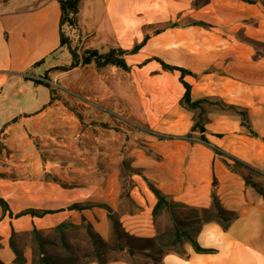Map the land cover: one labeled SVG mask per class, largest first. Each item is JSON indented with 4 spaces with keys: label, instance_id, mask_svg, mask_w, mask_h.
<instances>
[{
    "label": "crops",
    "instance_id": "crops-1",
    "mask_svg": "<svg viewBox=\"0 0 264 264\" xmlns=\"http://www.w3.org/2000/svg\"><path fill=\"white\" fill-rule=\"evenodd\" d=\"M59 20L57 0H0V262L35 264L74 226L107 240L113 217L164 243L158 264H264V0H79ZM60 33L126 68L70 67Z\"/></svg>",
    "mask_w": 264,
    "mask_h": 264
},
{
    "label": "rangeland",
    "instance_id": "rangeland-1",
    "mask_svg": "<svg viewBox=\"0 0 264 264\" xmlns=\"http://www.w3.org/2000/svg\"><path fill=\"white\" fill-rule=\"evenodd\" d=\"M61 29L63 33L67 29H71L70 25L63 24ZM76 50V46H74ZM79 54L82 53L78 52ZM245 173H250L244 170ZM253 174V173H252ZM190 217L194 213L188 212ZM200 219L208 218L210 215L197 214ZM68 235L60 245H51L47 241L43 242V247H37V254L43 252V257L38 255L35 257V264H88L90 260L97 259L100 262H108L119 258L128 260L131 264H157V258L163 248L164 243L144 242L140 243L130 237H126L121 231L115 233V236L104 240L103 242H94L87 234V231L81 226H74L68 229ZM47 239H53V236L48 234ZM161 241V240H159ZM126 248V251H123ZM147 249L150 252H146Z\"/></svg>",
    "mask_w": 264,
    "mask_h": 264
},
{
    "label": "trees",
    "instance_id": "trees-1",
    "mask_svg": "<svg viewBox=\"0 0 264 264\" xmlns=\"http://www.w3.org/2000/svg\"><path fill=\"white\" fill-rule=\"evenodd\" d=\"M59 3V8H60V20H59V25L60 27H62L63 24H68L70 26L75 25L76 22V12H77V4L79 0H57ZM60 44L61 45H66L68 47L69 53L71 55V64L70 67L76 66L79 63L80 64H86L89 63L91 61H93L95 63V65L97 67L102 66L104 64H116L122 68H126V64L122 58V55L124 53L123 50L121 49H110L108 52L106 53H99L97 50L94 49H85L82 51L81 54L77 53L75 49H72L69 46V42L67 37H65L62 33H60ZM46 85H48L47 83H44ZM50 86V85H48ZM51 93H53V90H51ZM200 101H192L188 95V89L185 91L184 97L182 98V103L188 107V108H194L198 105ZM195 128L199 129V131H203V124L200 122V120H195V123L193 125V130H195ZM203 139V137H202ZM233 161V167L236 170H248L250 171V173H243V177L245 179V181L252 185L255 188H259L258 185L253 182L251 180V173L254 172V170L252 168H250L249 166L243 164L242 162L236 160V159H232ZM155 194L157 195L158 201L157 204L154 208V213H156L164 204H170L165 197L156 189H153ZM260 192L261 190L258 189ZM215 200V198H214ZM216 205V204H215ZM0 206L5 209L7 207L5 201H3V199L0 198ZM75 207L77 206L76 204L74 205ZM217 206V205H216ZM217 216L224 218L223 215V211L217 206ZM26 212L31 213V214H38L37 211L34 210H27ZM111 220L113 222V228L115 233H118V231H120V229L118 228V225L116 223V221H114L113 217H111ZM87 234L93 239V241L96 242H103V239H101L97 234L93 233L91 231V229L89 227H87ZM122 232V231H121ZM37 236L38 233H36V231L34 232ZM122 234L126 237H129L128 235L124 234L122 232ZM180 234L186 236L189 241L192 243L194 249L198 252L201 251H209L208 249H204L201 248L193 239H191L187 233L185 231H181ZM131 238V237H130ZM179 238V235H177V239ZM100 262V261H99ZM104 263V262H101ZM0 264H3L0 262ZM158 264V261H157Z\"/></svg>",
    "mask_w": 264,
    "mask_h": 264
},
{
    "label": "built area",
    "instance_id": "built-area-1",
    "mask_svg": "<svg viewBox=\"0 0 264 264\" xmlns=\"http://www.w3.org/2000/svg\"><path fill=\"white\" fill-rule=\"evenodd\" d=\"M39 80L43 83H47L48 85H50L51 87H57V82L55 81H51L46 77H40Z\"/></svg>",
    "mask_w": 264,
    "mask_h": 264
}]
</instances>
